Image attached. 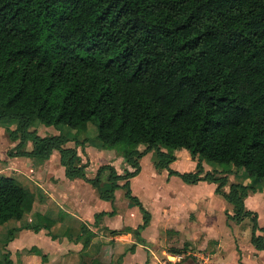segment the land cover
<instances>
[{
    "label": "trees",
    "instance_id": "16d2710c",
    "mask_svg": "<svg viewBox=\"0 0 264 264\" xmlns=\"http://www.w3.org/2000/svg\"><path fill=\"white\" fill-rule=\"evenodd\" d=\"M34 121L79 132L95 123L98 140L120 150L131 170L118 175L102 165L86 178L76 149L63 147L65 135L41 136ZM0 122L14 124L8 132L19 139L16 155L47 159L57 149L67 176L85 180L102 199L122 187L142 214L134 234L150 215L128 179L146 151L155 152L156 167L187 183L217 182V192L226 177L202 174L200 160L242 169L264 186V0H0ZM182 148L198 156L196 171L169 168ZM105 170L111 187L103 190ZM249 189L232 183L224 197L233 205L229 217L249 218L250 241L264 249V226L244 206ZM32 203L28 189L0 175V224L21 220ZM37 219L9 229L6 241L20 229L54 223ZM93 237L82 224L75 241L87 248ZM0 262L12 264L7 251Z\"/></svg>",
    "mask_w": 264,
    "mask_h": 264
},
{
    "label": "crops",
    "instance_id": "0c3cea01",
    "mask_svg": "<svg viewBox=\"0 0 264 264\" xmlns=\"http://www.w3.org/2000/svg\"><path fill=\"white\" fill-rule=\"evenodd\" d=\"M13 128L14 124L0 122V175L15 178L28 189L33 203L21 220L0 224V255L7 251L12 264H43L42 254L46 256V264H82L81 256L90 253L97 233L116 242L113 251L118 254H112L113 264H117L120 255L119 264H176L185 257V252L191 253L186 247L194 249L192 255L203 259L204 264H264V249H256L250 241L251 221L247 217L239 223L232 220L229 216L233 205L224 197L232 183L253 185L254 189H249L243 200L244 206L256 212L258 226H264V186L253 183L244 170L233 166L221 169L218 164L200 160L202 174L210 172L216 177H226V183L217 192V182L187 183L170 175L167 168L156 167L155 152L146 151L138 160L139 172L128 179L131 194L150 215L148 224L134 234L133 230L142 222V214L122 187L114 190L111 200L102 199L85 180L67 176L57 149L47 159L16 155L14 149L19 139L11 140L8 132ZM88 130V125L84 132L71 133L54 126L37 127L41 136L65 135L67 142L63 147L76 149L75 165L84 166L83 173L88 179L102 165L112 166L118 175L131 170L120 150L91 141L86 135ZM31 147V142L26 141L22 149L29 151ZM10 151L14 155L10 156ZM174 154L170 169L181 173L196 171L198 156L191 157L183 148ZM108 175V170L101 174L103 190L111 187ZM125 181L121 179L116 184L121 186ZM101 212L104 214L96 219ZM38 213L54 221L49 230L23 228L6 241L9 229L22 224L36 225ZM82 224L94 233L87 248H83L81 241H75ZM163 240L180 252L150 248Z\"/></svg>",
    "mask_w": 264,
    "mask_h": 264
},
{
    "label": "rangeland",
    "instance_id": "374dc122",
    "mask_svg": "<svg viewBox=\"0 0 264 264\" xmlns=\"http://www.w3.org/2000/svg\"><path fill=\"white\" fill-rule=\"evenodd\" d=\"M8 125V123H5ZM39 122L38 121H34L32 124V128L36 129L37 131V127L39 126ZM44 126V125H41ZM89 126V130L87 131L88 133H86V135L89 137V139L91 141H99L97 139V126L95 123L93 122H89L88 123ZM67 132L71 133L72 129L70 128H66L64 127ZM64 130V129H61ZM64 132V131H63ZM221 169L223 168H227V165H218ZM98 237L95 239V243L92 247V250L90 251V253H85V255L81 256V261L84 264H89L90 262H99L100 264H113V260H112V254H118L115 253L114 250V246L116 244V242L114 240H109L105 237H102L100 233H97ZM249 234V233H248ZM249 238V235H248ZM150 248H163V249H169L171 248L168 243L166 241H162L161 244H157L155 246H150ZM131 250L133 249L132 247L130 248ZM186 251H190L191 253L188 254L187 252H185V257L183 259H181V261L179 263L176 264H204L203 259H199L198 257L192 255V252L194 251V249H189L188 247H186ZM122 255H120L119 259L121 258ZM0 261L2 260V256L0 255ZM119 259H117L116 263L119 264L121 262L118 261ZM81 262V263H82ZM109 262V263H106ZM1 263V262H0ZM166 264H171L170 262H167Z\"/></svg>",
    "mask_w": 264,
    "mask_h": 264
}]
</instances>
